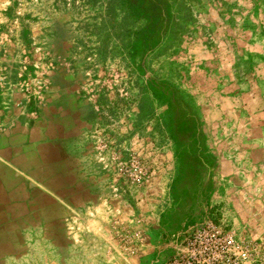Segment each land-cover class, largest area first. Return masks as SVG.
Here are the masks:
<instances>
[{
    "label": "crops",
    "instance_id": "crops-1",
    "mask_svg": "<svg viewBox=\"0 0 264 264\" xmlns=\"http://www.w3.org/2000/svg\"><path fill=\"white\" fill-rule=\"evenodd\" d=\"M219 13L227 18L195 38L186 58V86L210 148L205 217L216 209L225 231L263 246L264 0H231ZM84 108L50 107L44 119L0 135V264H162L153 240L171 206L174 142L124 135L122 149L137 143L152 170L143 189L128 187L116 170L115 141L92 133L100 123ZM127 202L146 235L134 255L113 235Z\"/></svg>",
    "mask_w": 264,
    "mask_h": 264
},
{
    "label": "rangeland",
    "instance_id": "rangeland-1",
    "mask_svg": "<svg viewBox=\"0 0 264 264\" xmlns=\"http://www.w3.org/2000/svg\"><path fill=\"white\" fill-rule=\"evenodd\" d=\"M229 2L168 0L171 16L151 23L128 0H0V135L44 119L50 107L55 114L85 107L86 118L100 123L92 133L110 136L125 159L138 148L132 141L123 150L124 135L171 139L165 121L186 127L195 117L196 102L186 86L191 43L213 34L219 19L227 18L219 11ZM178 27L180 44L162 46L159 31ZM204 160L195 159L200 171ZM202 176L207 180L206 171ZM205 191L195 207L183 201L173 222L167 216L156 239L162 264L184 246L182 236L206 219ZM213 213V222L221 224L219 211ZM164 231L168 238L161 237ZM239 237L257 250L227 264H264V244Z\"/></svg>",
    "mask_w": 264,
    "mask_h": 264
},
{
    "label": "built area",
    "instance_id": "built-area-1",
    "mask_svg": "<svg viewBox=\"0 0 264 264\" xmlns=\"http://www.w3.org/2000/svg\"><path fill=\"white\" fill-rule=\"evenodd\" d=\"M115 158L116 170L123 182L128 187L143 189L152 175L146 160L138 154L125 159L121 153H116ZM124 207L125 212L113 222V235L132 255L138 254L146 244V235L138 225L140 220L132 203L127 202ZM224 230L223 225L206 217L194 231L182 236L184 246L174 250L165 264H227L233 256L245 260L257 250L236 233ZM172 237L179 238L176 234Z\"/></svg>",
    "mask_w": 264,
    "mask_h": 264
},
{
    "label": "trees",
    "instance_id": "trees-1",
    "mask_svg": "<svg viewBox=\"0 0 264 264\" xmlns=\"http://www.w3.org/2000/svg\"><path fill=\"white\" fill-rule=\"evenodd\" d=\"M128 1L131 6L142 13L151 23L162 22L164 18L170 17L172 13L168 0ZM159 33L161 34L162 46H164L171 41H176L175 44H180L183 31L178 27L159 31ZM193 114L195 115L193 121H190L186 127H180L177 121H165V123H163L168 128L167 133L174 142L177 163V173L171 189V206L163 216L162 222L164 224H166L165 221L167 216L171 218L170 222H173L172 219L177 215L178 208H183L185 206L183 201H187L188 205L195 207L196 202L201 199L202 194L200 193L205 191V179H203L202 176L204 170H198L199 166L195 165L194 162H196L195 159H201L202 157L210 159L208 154L210 153V148L207 144V135L204 132L202 116L196 104L195 107H193ZM197 117L201 118L200 122L197 120ZM186 142L195 147V152H190V150L193 149L188 147ZM196 156H198V158H195ZM158 234L159 231L157 235ZM156 239H154L153 242H156Z\"/></svg>",
    "mask_w": 264,
    "mask_h": 264
}]
</instances>
